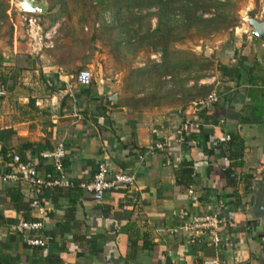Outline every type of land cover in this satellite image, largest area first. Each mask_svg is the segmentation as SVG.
I'll use <instances>...</instances> for the list:
<instances>
[{"label": "crops", "instance_id": "obj_1", "mask_svg": "<svg viewBox=\"0 0 264 264\" xmlns=\"http://www.w3.org/2000/svg\"><path fill=\"white\" fill-rule=\"evenodd\" d=\"M48 10L27 14L36 19L37 31L27 36L16 29L9 47L0 50V171L10 166L13 155L37 164L40 152L63 143L65 180L90 182L98 165L105 164L110 173L124 172L135 182L106 192L100 202L80 188L53 197L40 194L36 199L46 211L44 228L31 235L49 238L44 247L25 243L18 228L23 218L3 194L10 186L0 183V243L8 246L7 253L17 256L18 264H204L215 258L221 264H264V217L254 219L249 213L264 172V43L249 34L232 50L214 53L212 75L197 85L211 87L210 93H219L220 100L192 114L191 104L203 97L184 103L181 82L167 95L168 77L155 97L140 90L125 94L123 89L121 94L123 87H139L138 69L120 88V80L94 76L90 86L78 85L73 72L92 73L98 60L106 59L98 46L99 34L92 51L81 33L56 36L52 47H46L34 36H42L41 20L49 19L47 29L54 34L64 22L61 18L51 23L56 10ZM191 86L193 82L185 85ZM179 111L190 119L181 142L175 136ZM231 134L238 135L244 147L242 166L230 169L236 176L234 187L226 181L230 162L216 149L218 139ZM157 142L164 145L162 150H154ZM40 160L41 176L51 162ZM183 160L193 163L188 187L176 182ZM249 174L251 188L245 191ZM21 186L25 200L32 199L28 185ZM203 213L232 224L227 241L218 248L191 244L180 229ZM32 214L42 219L37 209Z\"/></svg>", "mask_w": 264, "mask_h": 264}, {"label": "trees", "instance_id": "obj_2", "mask_svg": "<svg viewBox=\"0 0 264 264\" xmlns=\"http://www.w3.org/2000/svg\"><path fill=\"white\" fill-rule=\"evenodd\" d=\"M69 3H71V6H73L74 9L70 11L78 12V14H80L76 16V24H79L81 26V29L90 20L88 18V15L91 12L90 10H93L95 12L94 24L95 22L98 23L97 29H107L110 31H114V44L123 46L122 43L125 41L134 43L136 41L135 39L139 40L143 38H148L149 40H151V42H149L151 43V45L152 41L157 42L158 46L151 47V50H154V52H161V64L148 63L147 66H144L143 69L137 70L138 74L136 75L140 78L139 90L143 95L155 97L157 94L162 92L164 90V82L162 81L164 77H168V84H165V87H167L166 93L169 96L174 92L177 83L178 85H180V82L182 83L181 89L184 103L197 97L205 98L208 94H210L211 87L197 85L198 81L204 77L198 74V71L196 72L198 75L195 74V76H189L186 78V80H192L193 86L187 88L185 87V79H182L181 81L179 76L180 72L184 71V64L181 62H175L169 57L168 45L171 42H178L179 39L177 38L178 36H176V33L178 31L188 29V26L190 25L212 23L213 21L215 22L217 17L211 20H205L201 15H197V12L199 10L206 11V9L210 6L216 7L217 3L215 0H149L145 8L142 7V4L139 2V0H56L48 3V13L54 9L56 10L55 13H52L51 23L59 21L61 18H63V16L66 17H64V22L62 24L65 26V24L70 23H67V21H71L74 17H72L71 14L67 13V8L70 5ZM113 8L116 9V12L112 15L110 22L107 21V18L104 15L107 9L112 10ZM126 8L131 11V16L127 15V17L129 18L127 24H129V22L140 23L141 19L154 16L156 19L155 27L146 28L147 31L143 32L142 38H139L138 36L136 37V35L141 32L142 28H140V26L135 29L129 28V31H133L134 34L132 36L128 35L125 38H122V32L117 31V29L124 24V17L121 10ZM153 8H155L156 11L151 14L150 10ZM143 9L147 10L149 14L145 13L144 16H140L142 15ZM176 11H179V14H175ZM188 16L191 17V21L188 20ZM6 17L7 16L5 14V10H2L0 12V20H4L6 19ZM65 27V34H67L66 37H69L71 35V37H75L80 33V31H78L74 26L69 27L66 25ZM60 29L61 31L63 30V28L61 27ZM7 31V36L10 41L12 39L11 26H8ZM95 35L96 34H92L89 41H95ZM254 40L259 41L257 39ZM219 71L222 75H224L221 68H219ZM192 92L194 93L191 94ZM229 137L230 140L224 143L225 145L219 144L217 145L216 149L220 151L230 162L228 166V169L230 170L234 167L242 166V155L244 147L243 141L238 135L231 134ZM187 139L188 138L186 137L185 141H187ZM206 153H208L209 155L214 154L213 151H208ZM21 161H24L23 157L21 158ZM40 165L41 160L39 158L38 163L36 164V169H39ZM9 169L10 168H8V170ZM193 172V163L183 160L180 163L178 171L176 172L177 184L188 187L192 182ZM46 173H50L53 177H57L52 165H49ZM235 177V174L231 171V174L229 173V175L226 177L228 186H235ZM252 179L253 178L250 174L244 177L245 191H249V189L251 188ZM78 184L79 183H74V186L71 188L54 187L45 189L41 192V195L44 194L45 197H53V193L55 192H63L65 190H78ZM21 185L22 183L17 186L7 187L3 192L5 198L9 199V202L13 206L14 210L23 218V221L39 220L38 218L33 216V208L30 207L31 199L25 200L26 193L23 191V187ZM52 201L55 200L53 199ZM7 250H9L8 246L6 244L0 243V264H18L19 258L17 256L8 254Z\"/></svg>", "mask_w": 264, "mask_h": 264}, {"label": "rangeland", "instance_id": "obj_3", "mask_svg": "<svg viewBox=\"0 0 264 264\" xmlns=\"http://www.w3.org/2000/svg\"><path fill=\"white\" fill-rule=\"evenodd\" d=\"M20 1L21 0H0V12L5 10L7 16L6 19L0 20V50H5L9 47V38L7 36L8 26H11L12 28V38L13 36L16 37V29L18 30V28L21 30L23 29L25 35L32 36V31L30 33V27L22 22L21 19H17V14L20 10ZM51 1L56 0H45L47 3ZM148 1L149 0H139L143 8L146 7ZM215 1L218 4H216V7L210 6L206 11L199 10L197 12V15H201L205 20H211L217 17L215 22L190 25L188 26V29L176 33V36H178L177 38L179 39L178 42H171L168 45L169 57L175 62H181L184 64V71L180 72L179 76L182 75V79H185L186 85L189 82H192V80H186V78L189 76H195L197 71L199 72L198 74L204 76L201 79H205L206 77L209 78L212 75V71L215 69V58L213 54H222L227 50H232V48H235L236 43H241L243 39L245 41L246 36H249L250 34L247 18L256 17L261 20L264 14V0ZM69 4L67 13L71 14L74 18H72L71 21H67L66 19L67 23H70L65 24V26H74L80 31V36L84 34L86 40H88L87 44L90 51L96 49V41H89L92 34H99L98 46L99 49H102L105 53L106 59L102 62L98 60V63L92 69L94 79L101 77L112 81L120 80L118 87L120 88L121 83L124 84L126 82H131V76L134 75L133 72H135V70L143 69L148 63L155 61L150 59V56L161 54V52H154V50H151V47L158 45L157 42L154 41H152L151 45V43H149L151 40L148 38L139 40L135 39L136 41L134 43L125 41L122 43L123 46L114 44V31L107 29H97V31L96 28L93 27L94 24L92 23H94L95 16L93 10H90L91 12L88 15V18L90 19L86 24L88 30L85 31L83 28L81 29V26L76 24V16L80 14H78V12L70 11L73 9V6H71V3ZM121 11L124 17V24L118 28L117 31L122 32V38L134 34L133 31H129V28L135 29L140 26V28H142L141 32L138 33L139 35L137 34L136 37L138 36L139 38H142L143 32L147 31L146 28L155 27L156 19L154 16L143 18L140 20V23L129 22V24H127L129 19L127 15L131 16V11L127 8L122 9ZM155 11V8H153L150 10V13L152 14ZM105 12L104 16L107 18V21L111 22V17L116 12V9H107ZM145 13L149 14L147 10L143 9L142 15L140 16H144ZM175 14H179V11H176ZM64 17L66 16H63V18ZM188 18V20H190L191 17L188 16ZM41 22L43 25L42 34H45V32L49 31L47 29L49 19L41 20ZM65 26L61 23V28H63V30L61 31V29H59L58 34H54V38L56 36L62 38L66 37ZM35 30L37 31V29ZM43 41L45 42V40ZM208 56H210L212 60L207 59ZM77 73L78 72H73V75H76ZM123 89L125 91L124 93L127 94V91L130 93L131 90H139V87H128L126 89L123 87L120 89L121 94L123 93Z\"/></svg>", "mask_w": 264, "mask_h": 264}, {"label": "built area", "instance_id": "obj_4", "mask_svg": "<svg viewBox=\"0 0 264 264\" xmlns=\"http://www.w3.org/2000/svg\"><path fill=\"white\" fill-rule=\"evenodd\" d=\"M27 14L22 13L19 10L17 19H21L30 27V33L33 30L38 29V23L35 18L27 17ZM36 31V30H35ZM39 40H45L46 47H52V40L54 38V32L48 31L45 34L35 35ZM44 42V41H43ZM161 54L151 56V59L159 62ZM75 82L83 87H88L93 81V75L89 70H81L75 76ZM3 95V92H0ZM219 93L212 91L205 98L200 99L191 104V113L197 114L202 110H208L215 106L220 100ZM177 116L181 122L175 129V136L178 141L187 135L190 128V119L187 118L183 111L177 112ZM156 133L155 131H153ZM230 140L228 135L222 136L218 139L220 144H224ZM164 145L160 142L154 144V150H162ZM66 156V149L63 143H58L51 152H40L39 158L44 160H50L51 165L56 172L57 177H53L50 173H44L39 175L36 169V163L32 160L21 161L18 155H13L11 164L6 170L0 171V183L17 186L21 183H26L29 186V192L33 196L30 202V207L37 209L41 218L36 221H21L18 228L25 234L24 240L28 246L44 247L47 244V240L34 235L33 233L39 232L44 228L43 220L46 215L44 208L40 207L39 201L36 197L40 196L41 192L45 189L54 187L71 188L74 186V182H69L64 179V158ZM135 178L132 175L124 172L110 173L105 164H99L96 173L93 175L92 180L87 183H79L78 187L90 194H92L95 202H100L106 192L114 190L118 187H130L134 184ZM232 226L231 222L225 218H221L217 214L203 213L197 216H193L186 224L180 229H183L189 237L191 244H203L207 243L211 246L218 248L227 238V230ZM204 264H221L220 261L215 258L213 260L205 261Z\"/></svg>", "mask_w": 264, "mask_h": 264}, {"label": "water", "instance_id": "obj_5", "mask_svg": "<svg viewBox=\"0 0 264 264\" xmlns=\"http://www.w3.org/2000/svg\"><path fill=\"white\" fill-rule=\"evenodd\" d=\"M20 11L29 15H44L47 13L48 6L45 0H21L19 2ZM247 24L250 29V35L264 43V14L262 19L248 17ZM263 181L256 188V193L252 197L253 206L249 210L254 219L264 217V172L262 173Z\"/></svg>", "mask_w": 264, "mask_h": 264}]
</instances>
